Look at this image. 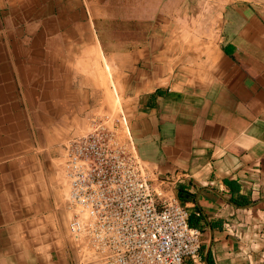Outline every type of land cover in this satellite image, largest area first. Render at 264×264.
<instances>
[{
  "label": "crops",
  "instance_id": "crops-1",
  "mask_svg": "<svg viewBox=\"0 0 264 264\" xmlns=\"http://www.w3.org/2000/svg\"><path fill=\"white\" fill-rule=\"evenodd\" d=\"M104 63L204 264H264V0H0V264H85L60 164Z\"/></svg>",
  "mask_w": 264,
  "mask_h": 264
},
{
  "label": "built area",
  "instance_id": "built-area-1",
  "mask_svg": "<svg viewBox=\"0 0 264 264\" xmlns=\"http://www.w3.org/2000/svg\"><path fill=\"white\" fill-rule=\"evenodd\" d=\"M60 165L85 264H204L201 229L173 189H156L165 181L141 156L123 107L93 112L65 141Z\"/></svg>",
  "mask_w": 264,
  "mask_h": 264
},
{
  "label": "rangeland",
  "instance_id": "rangeland-1",
  "mask_svg": "<svg viewBox=\"0 0 264 264\" xmlns=\"http://www.w3.org/2000/svg\"><path fill=\"white\" fill-rule=\"evenodd\" d=\"M102 74H103L102 77L104 78L103 83L107 89V91H106L107 92V99H105L106 100L105 106L107 105L108 108L114 109V110L120 109L122 107L124 109L122 100L121 99H120V101L116 100L118 95L120 97V94H119V91H117L115 88V83H114V80H113L112 75H111L110 67L106 63L103 64ZM192 219L194 221L196 220L194 216L192 217Z\"/></svg>",
  "mask_w": 264,
  "mask_h": 264
},
{
  "label": "trees",
  "instance_id": "trees-1",
  "mask_svg": "<svg viewBox=\"0 0 264 264\" xmlns=\"http://www.w3.org/2000/svg\"><path fill=\"white\" fill-rule=\"evenodd\" d=\"M179 196H180V198H181V200H182L183 202L186 201V198H184V193H182L181 191L179 192ZM235 200H236V202L239 203V204H248V203L250 202L248 199H241V200L235 199ZM189 219H190V218H189ZM189 221H190V224L193 225L192 221H191V220H189Z\"/></svg>",
  "mask_w": 264,
  "mask_h": 264
},
{
  "label": "bare ground",
  "instance_id": "bare-ground-1",
  "mask_svg": "<svg viewBox=\"0 0 264 264\" xmlns=\"http://www.w3.org/2000/svg\"><path fill=\"white\" fill-rule=\"evenodd\" d=\"M103 79H104V78H103ZM116 100H117V101H120V98L117 96Z\"/></svg>",
  "mask_w": 264,
  "mask_h": 264
}]
</instances>
